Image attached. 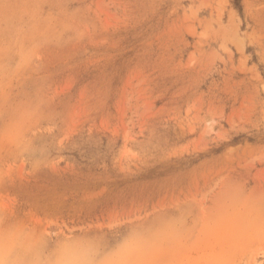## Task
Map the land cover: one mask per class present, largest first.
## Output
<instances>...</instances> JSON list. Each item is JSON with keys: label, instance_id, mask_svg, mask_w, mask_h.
Wrapping results in <instances>:
<instances>
[{"label": "rangeland", "instance_id": "rangeland-1", "mask_svg": "<svg viewBox=\"0 0 264 264\" xmlns=\"http://www.w3.org/2000/svg\"><path fill=\"white\" fill-rule=\"evenodd\" d=\"M0 264H264V0H0Z\"/></svg>", "mask_w": 264, "mask_h": 264}]
</instances>
